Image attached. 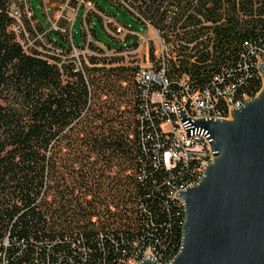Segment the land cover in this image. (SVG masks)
Listing matches in <instances>:
<instances>
[{"label":"trees","instance_id":"16d2710c","mask_svg":"<svg viewBox=\"0 0 264 264\" xmlns=\"http://www.w3.org/2000/svg\"><path fill=\"white\" fill-rule=\"evenodd\" d=\"M65 2L79 8L81 46L66 16L47 27L31 0H0V264H131L148 250L166 264L186 217L175 193L196 164L160 162L168 113L149 94L163 88L138 79L141 31L102 2L161 35L150 61L169 79L168 107L193 91L258 94L264 0Z\"/></svg>","mask_w":264,"mask_h":264},{"label":"water","instance_id":"95a60500","mask_svg":"<svg viewBox=\"0 0 264 264\" xmlns=\"http://www.w3.org/2000/svg\"><path fill=\"white\" fill-rule=\"evenodd\" d=\"M259 69L261 90L230 118L193 122L215 158L199 183L178 194L186 217L168 264H264V63ZM138 264L163 263L147 255Z\"/></svg>","mask_w":264,"mask_h":264},{"label":"built area","instance_id":"2783aa9c","mask_svg":"<svg viewBox=\"0 0 264 264\" xmlns=\"http://www.w3.org/2000/svg\"><path fill=\"white\" fill-rule=\"evenodd\" d=\"M66 3V6L70 7V4L68 2ZM86 6L92 7V3L88 2L86 3ZM70 8H73L78 14L79 8L74 6ZM45 9L48 11L46 13H49L50 8L46 7ZM14 14L18 16L20 14L19 10L15 9ZM62 16H66L69 21L75 24V21L72 20L68 14L60 15V17ZM60 17L56 18L55 22H51L54 28L59 27L57 20ZM164 49L165 44L163 42V50ZM76 53L78 55V52ZM261 63L264 62L260 61V64ZM137 77L142 81L154 82L160 85L163 90H165L169 84V79L165 75V70L157 71L151 63L142 64ZM163 90H155L149 94L151 101L161 103L163 105V111L168 113L167 118L162 122L161 127L167 134H170L172 147L163 151L160 157V162L170 169L176 168L179 163H195L196 165L193 170L198 176L194 182L184 185L176 191L175 196L180 199L178 197L179 192L191 185L199 183L203 178L205 167L213 162L215 158L208 137L203 131L197 130L193 122L202 118H230L233 108L244 105L245 102L252 97L248 95L237 97L231 87H227L226 91L217 90L213 92L206 90L187 92L181 98L176 96L173 102L166 107L165 93ZM220 101H224L227 105V116L224 115V110H219L218 105ZM182 113L185 114V117L182 116ZM153 256L155 257L154 254ZM141 261L142 260L134 261L131 264H138Z\"/></svg>","mask_w":264,"mask_h":264},{"label":"rangeland","instance_id":"374dc122","mask_svg":"<svg viewBox=\"0 0 264 264\" xmlns=\"http://www.w3.org/2000/svg\"><path fill=\"white\" fill-rule=\"evenodd\" d=\"M34 9L36 10V13L38 17L45 23V25L48 27L51 22H55L56 18L60 17L62 14H68V16L74 20L76 23L74 25V36H75V42L77 45L81 46L83 43L82 38V32H81V22L80 17L78 18V14L73 10L71 5L70 7L66 6L65 0H44L43 3L48 6V8H51L49 11L50 16H44V10H42L41 2L40 0H31ZM88 5V4H87ZM102 5L107 7L111 12H114L118 18L123 20L126 24L132 25L135 29L138 31H141L140 35L142 38V44L138 51V57L141 60L142 64H149L150 61V53L152 46L155 49L156 55L161 54L163 52V42L158 34V32L152 27H148L145 29L139 22H137L135 19H133L129 14H127L124 11L119 12L116 7H114L109 2H102ZM46 8V6H45ZM83 9V8H82ZM48 12V11H46ZM32 18L33 15L31 14ZM77 20V21H76ZM97 22V33L98 38L101 40V42L107 44V45H113L112 39L108 36L105 29L103 28L102 24L99 20H95ZM147 255H152L151 251H148L146 253Z\"/></svg>","mask_w":264,"mask_h":264}]
</instances>
